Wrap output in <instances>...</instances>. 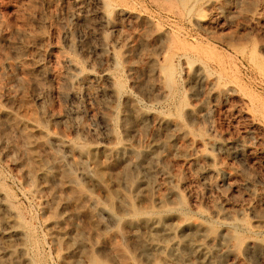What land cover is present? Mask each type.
Instances as JSON below:
<instances>
[{"label":"rangeland","instance_id":"rangeland-1","mask_svg":"<svg viewBox=\"0 0 264 264\" xmlns=\"http://www.w3.org/2000/svg\"><path fill=\"white\" fill-rule=\"evenodd\" d=\"M17 102L57 139L49 149L80 179L99 232L113 244L108 212L120 205L126 217L138 211L166 221L171 238L160 240L161 250L141 253L132 236L146 229L126 228L122 249L99 253L103 261L197 264L168 254L182 242L175 224L197 221L216 237L189 233L209 250V264H264V0H0V107L15 112ZM132 112L142 125H125ZM1 120L0 201L7 206H0V252L11 247L33 264H68L52 238L48 194L26 182L20 154L9 150L21 135ZM164 141L179 149L151 163L153 194L136 195L117 165L109 172L99 163L105 157L83 154ZM66 143L82 152L69 155ZM77 160L102 179L82 177ZM170 187L177 196L160 206L155 196Z\"/></svg>","mask_w":264,"mask_h":264},{"label":"bare ground","instance_id":"bare-ground-1","mask_svg":"<svg viewBox=\"0 0 264 264\" xmlns=\"http://www.w3.org/2000/svg\"><path fill=\"white\" fill-rule=\"evenodd\" d=\"M213 4L217 5L216 2ZM16 62V64L14 62L15 66L23 69L24 64L19 61ZM113 84V90L115 92L120 91V88H122L121 84L119 82H114ZM25 104V102L24 104H19L15 112H10L0 107V118L4 122L3 125L12 126L16 134L21 135L22 144L16 145L10 142L9 150L11 148V150L17 151L18 155L20 154L19 165L22 176L28 184L35 187L37 192L47 193L49 206L51 205L50 207L55 209L53 210L54 218L52 223L56 229L53 231L54 235L52 238L54 243L64 250V261H67L68 264H108L99 257V253L115 252L118 246L122 249V242L126 239V228L137 230L136 228L143 227L146 229V231L141 232L137 230L132 236L135 241L134 245L140 249L141 253L148 254L161 250L160 240H164L166 237L171 238V232L166 227V221H162V223L156 219L139 218L140 213L138 211H133L131 217H126L125 212L127 210L122 205L119 206L117 214L113 215L108 212L116 225L118 246L113 244V240L110 237L99 232L100 223L96 215L97 212L94 211L97 208L95 207L93 210L87 208L86 203L91 199L80 186V179L73 173L71 167L64 163L63 156L49 149L50 142L57 139L45 135L35 112L32 111L30 106H25ZM124 120L125 125L131 121L142 125L144 117L132 112L131 115L124 117ZM180 134L184 133L180 132ZM178 149V147L172 145V141H164L146 149H140L125 143L116 148L92 147L83 152V154L90 157H105L99 163L103 169L109 172L112 171L113 164L117 165L118 178L128 185L131 192L137 195L141 192L153 194L151 191V189L153 190L154 180L152 164L156 161H165L169 155L178 152ZM65 151L71 156L78 151L82 152L79 148L69 143L65 144ZM161 151L164 153H160ZM203 156L204 154L200 153L193 158V161H198ZM73 163L74 166L82 169V177L102 179L101 171L94 172L87 169L78 160ZM174 196H177V191L174 187H170L165 192L157 194L155 200L160 206H164L166 200ZM48 200L46 199L47 203ZM68 204L69 207L70 204L73 205L70 213H66L68 209L65 211ZM0 206L6 207L7 205L4 201H0ZM165 210L168 211L169 209L165 208ZM76 219L84 222L82 227V223ZM175 228L181 232L182 242H175L168 247L169 256L176 258L180 262L189 263L194 258L197 259V261L194 260L197 264H209V250L202 243L191 238L189 233L197 237H205L209 242H214L215 235L207 233L205 226L197 221L178 222L175 224ZM10 237V235L5 236L8 240ZM225 238H228L227 240L231 244L233 243L230 235H226ZM233 240L236 246L238 239L235 238ZM18 252H20L19 249L5 248L4 252H0V264H33L20 257Z\"/></svg>","mask_w":264,"mask_h":264}]
</instances>
